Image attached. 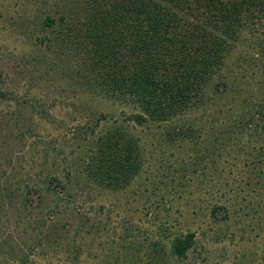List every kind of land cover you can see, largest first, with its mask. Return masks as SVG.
Masks as SVG:
<instances>
[{"label": "rangeland", "instance_id": "374dc122", "mask_svg": "<svg viewBox=\"0 0 264 264\" xmlns=\"http://www.w3.org/2000/svg\"><path fill=\"white\" fill-rule=\"evenodd\" d=\"M75 1L0 0V264H264V27L242 32L207 104L139 124L78 78ZM120 126L139 139L138 174L87 180L90 148ZM49 174L72 178L59 209Z\"/></svg>", "mask_w": 264, "mask_h": 264}, {"label": "trees", "instance_id": "16d2710c", "mask_svg": "<svg viewBox=\"0 0 264 264\" xmlns=\"http://www.w3.org/2000/svg\"><path fill=\"white\" fill-rule=\"evenodd\" d=\"M74 7L78 40L69 34L66 41L78 47V78L134 104L140 112L129 119L139 124L173 121L207 104L210 91L219 93L217 76L242 32L264 27V0H78ZM46 23L56 21L47 17ZM176 134L184 136L185 128ZM138 140L121 126L98 136L86 179L110 188L129 184L141 167ZM47 179L43 189L54 200L49 208L59 209L67 191L56 184L67 189L72 178ZM28 201L26 195L24 205ZM193 244V233L177 237L172 254L186 256Z\"/></svg>", "mask_w": 264, "mask_h": 264}]
</instances>
